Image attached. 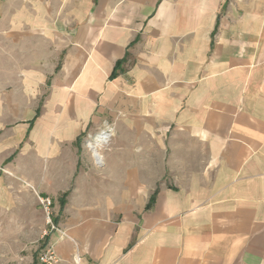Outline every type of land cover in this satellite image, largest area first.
Wrapping results in <instances>:
<instances>
[{
  "label": "crops",
  "instance_id": "crops-1",
  "mask_svg": "<svg viewBox=\"0 0 264 264\" xmlns=\"http://www.w3.org/2000/svg\"><path fill=\"white\" fill-rule=\"evenodd\" d=\"M0 179L25 264H264V0H0Z\"/></svg>",
  "mask_w": 264,
  "mask_h": 264
},
{
  "label": "rangeland",
  "instance_id": "rangeland-1",
  "mask_svg": "<svg viewBox=\"0 0 264 264\" xmlns=\"http://www.w3.org/2000/svg\"><path fill=\"white\" fill-rule=\"evenodd\" d=\"M2 179H0V184ZM6 186H4L5 189ZM7 189V188H6ZM0 199V264H25L27 257L36 255L43 249L42 243L25 241L20 224L23 212L11 211L5 206L12 198L5 191ZM30 217V216H29ZM51 227V226H50Z\"/></svg>",
  "mask_w": 264,
  "mask_h": 264
},
{
  "label": "built area",
  "instance_id": "built-area-1",
  "mask_svg": "<svg viewBox=\"0 0 264 264\" xmlns=\"http://www.w3.org/2000/svg\"><path fill=\"white\" fill-rule=\"evenodd\" d=\"M115 129V123L106 121L103 127L100 128L96 133L87 136L85 142L86 148L99 166L103 165L101 152L106 150L111 145V142L115 136ZM39 202L47 216V223L49 226H51V230L57 231L61 233L62 236L67 237V233L54 226L51 221V206L53 204L52 199L39 197ZM59 261L60 259L53 249H48L39 256V262L42 264H55ZM76 263H80V258L76 259Z\"/></svg>",
  "mask_w": 264,
  "mask_h": 264
},
{
  "label": "trees",
  "instance_id": "trees-1",
  "mask_svg": "<svg viewBox=\"0 0 264 264\" xmlns=\"http://www.w3.org/2000/svg\"><path fill=\"white\" fill-rule=\"evenodd\" d=\"M113 76H114V75H113ZM155 197H156V195L154 194V195L152 196V198H151V201H150V203H149L147 209H151V207H152V205H153V203H154Z\"/></svg>",
  "mask_w": 264,
  "mask_h": 264
}]
</instances>
